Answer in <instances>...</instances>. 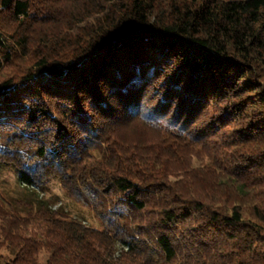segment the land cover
<instances>
[{"label": "trees", "instance_id": "1", "mask_svg": "<svg viewBox=\"0 0 264 264\" xmlns=\"http://www.w3.org/2000/svg\"><path fill=\"white\" fill-rule=\"evenodd\" d=\"M160 1L0 0V69L36 53L19 81H0V164L26 187L57 180L100 220L0 207L22 227L4 234L22 246L0 264L34 258L40 240L45 264L256 260L257 225L229 195L217 207L193 195L180 167L198 150L235 178L264 165L229 150L264 141V0ZM66 24L73 35L53 30Z\"/></svg>", "mask_w": 264, "mask_h": 264}, {"label": "rangeland", "instance_id": "2", "mask_svg": "<svg viewBox=\"0 0 264 264\" xmlns=\"http://www.w3.org/2000/svg\"><path fill=\"white\" fill-rule=\"evenodd\" d=\"M175 0H161L157 4V8L166 9L169 2ZM178 1V0H176ZM160 9V10H161ZM87 21V20H86ZM6 26V25H5ZM66 25H60L53 29L54 31H62L63 34L73 35L75 30L65 31ZM35 27V26H34ZM33 29H36V27ZM14 42V40H13ZM12 42V43H13ZM68 44H71L68 43ZM25 55L19 53L18 56H14L10 64H3L0 69V81L4 79H11L19 81L22 74L29 69L32 63L35 61V52L29 50ZM66 51L65 47L59 48L56 52L59 54ZM55 52V53H56ZM67 53V52H66ZM229 128L232 132L236 129L233 122ZM235 133V132H234ZM236 134V133H235ZM238 134V133H237ZM236 134V135H237ZM235 155L244 156L246 154L252 155L255 150L256 153L262 158L264 154V141L260 144L245 145L239 148H229ZM253 152H252V151ZM199 151V150H198ZM196 151L197 154L191 152L184 165L180 168H189L188 183L189 189L193 195L205 196L212 201L214 206L217 207L218 203H223L224 195H229L228 205L239 204L241 216L243 221L247 223L246 230H250L249 227L253 224L257 225L259 234L254 233V243L258 246L259 253L256 252V260L252 261L253 264H264V221H260L256 216L254 208L261 210L264 213V165L261 167L256 179L252 178V175H242L239 178L231 177L222 173L210 164L207 157L202 152ZM193 155V156H191ZM244 163V162H242ZM253 165V164H252ZM174 178H169V182L173 183ZM244 186H242V185ZM213 187H212V186ZM240 188V198L233 193L235 188ZM0 207L6 212L24 217L30 212L38 210L40 202L50 205L51 210H61L66 212L69 216L81 220L85 225L100 228V220H98L93 213L81 203L74 202L71 198H68L61 188L59 182L55 179L50 180L49 183L43 188L38 189L34 186L26 187L18 180V174L14 169L7 165L0 164ZM206 198V199H207ZM22 232V227H14L9 221H2L0 219V260L9 261L15 258L18 254L19 248L22 244H15L11 239L5 240L4 234L9 230ZM40 244L37 246L36 255L34 258L21 259L19 264H45L50 255V251L44 246V243L40 240ZM18 245V247H15ZM224 250L228 249L227 244L224 246ZM20 257V256H19ZM23 256H21L22 258Z\"/></svg>", "mask_w": 264, "mask_h": 264}]
</instances>
